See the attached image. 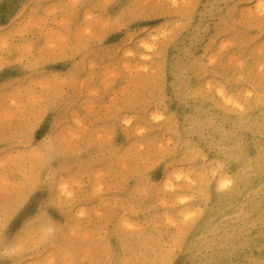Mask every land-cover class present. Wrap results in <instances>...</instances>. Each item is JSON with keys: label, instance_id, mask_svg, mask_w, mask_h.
Masks as SVG:
<instances>
[{"label": "rangeland", "instance_id": "rangeland-1", "mask_svg": "<svg viewBox=\"0 0 264 264\" xmlns=\"http://www.w3.org/2000/svg\"><path fill=\"white\" fill-rule=\"evenodd\" d=\"M0 264H264V0H0Z\"/></svg>", "mask_w": 264, "mask_h": 264}]
</instances>
